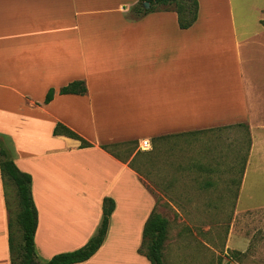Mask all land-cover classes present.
I'll list each match as a JSON object with an SVG mask.
<instances>
[{"label":"crops","instance_id":"0c3cea01","mask_svg":"<svg viewBox=\"0 0 264 264\" xmlns=\"http://www.w3.org/2000/svg\"><path fill=\"white\" fill-rule=\"evenodd\" d=\"M138 1L0 0V142L31 176L39 260L83 246L109 197L114 207L101 245L71 264H151L139 248L154 200L129 144L149 141L138 147L147 183L190 184L212 174L210 160L203 167L193 154L217 151L196 147L195 137L241 123L252 134L264 107V38L238 34L232 17L230 33L199 31L216 21L204 13L208 0H197L186 28L173 10L137 14ZM77 79L85 93H58ZM58 122L91 145L53 134ZM185 154L192 156L183 161ZM132 186L145 201L140 208L124 201L121 189ZM244 204V227L257 216V237L245 232L240 251L250 264H264V205ZM10 220L0 172V264H11Z\"/></svg>","mask_w":264,"mask_h":264},{"label":"rangeland","instance_id":"374dc122","mask_svg":"<svg viewBox=\"0 0 264 264\" xmlns=\"http://www.w3.org/2000/svg\"><path fill=\"white\" fill-rule=\"evenodd\" d=\"M205 9L206 16L211 15L216 21L212 26L202 22L199 31L230 33L232 17L238 34H258L264 38V0H208ZM255 117L252 134L247 124L241 123L226 131L203 132L195 137V142L201 143L196 147L200 145L204 149L216 145L217 151L211 153L210 158L204 151L193 154L196 160L202 161L203 167L210 160L212 174L195 176L190 184L162 185L152 183V178L147 183L146 153L138 149V142L129 144L128 148L136 152L134 164L143 177L141 186L151 193L154 211L168 221L167 239L162 249L165 264H250L248 258L243 259L240 250L245 232L253 231V241L256 240L258 218H250L244 227L242 209L244 203L256 208L264 205V107H260ZM190 156L192 154H185L183 161ZM206 180L210 182L205 184ZM133 187H123L121 192L127 195L124 201H128L129 206L140 208L145 201ZM6 191L11 231L17 243L20 239L15 222L18 207L15 188L10 182H6ZM248 198L251 201H245ZM140 249L144 251L145 245L141 244ZM13 259L17 264L16 254Z\"/></svg>","mask_w":264,"mask_h":264},{"label":"trees","instance_id":"16d2710c","mask_svg":"<svg viewBox=\"0 0 264 264\" xmlns=\"http://www.w3.org/2000/svg\"><path fill=\"white\" fill-rule=\"evenodd\" d=\"M144 1L148 2L146 8L142 5ZM160 9L175 11L179 27L186 28L196 19L197 0H139L133 7V11L137 14ZM85 91V82L81 79L73 80L58 89V93L60 94H83ZM53 94L54 89H48L44 102L50 101ZM53 134L75 138L80 141L81 147L91 145L76 132L59 122L54 126ZM101 147L105 148L104 145ZM0 172L4 183L10 182L15 188L16 204L18 207L15 222L20 231V239L17 243H14V237L12 231H10L9 248L11 264H14L13 254L17 255V264H71L86 260L99 248L106 233L109 215L114 207V202L111 198H103L100 224L96 232L83 246L71 251L59 252L47 260H39L36 258L33 240L37 224V211L31 194V176L19 170L1 142ZM9 225L12 228L11 220ZM167 229L168 221L153 210L147 217L143 227L141 244L145 245V250L141 251L139 248V251L151 264H165L162 258V249L167 239Z\"/></svg>","mask_w":264,"mask_h":264},{"label":"built area","instance_id":"2783aa9c","mask_svg":"<svg viewBox=\"0 0 264 264\" xmlns=\"http://www.w3.org/2000/svg\"><path fill=\"white\" fill-rule=\"evenodd\" d=\"M150 146V144H149V141L147 140V139H143V140H141V142L139 143V148L140 149H146V148H148Z\"/></svg>","mask_w":264,"mask_h":264},{"label":"water","instance_id":"95a60500","mask_svg":"<svg viewBox=\"0 0 264 264\" xmlns=\"http://www.w3.org/2000/svg\"><path fill=\"white\" fill-rule=\"evenodd\" d=\"M145 5H148V2H144Z\"/></svg>","mask_w":264,"mask_h":264}]
</instances>
